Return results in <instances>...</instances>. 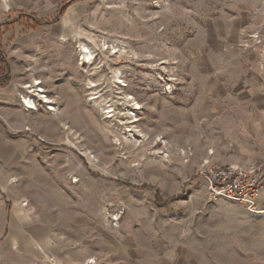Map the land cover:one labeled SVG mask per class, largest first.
Returning <instances> with one entry per match:
<instances>
[{"label": "rangeland", "instance_id": "1", "mask_svg": "<svg viewBox=\"0 0 264 264\" xmlns=\"http://www.w3.org/2000/svg\"><path fill=\"white\" fill-rule=\"evenodd\" d=\"M39 1V20L62 2ZM263 11L264 0H76L55 24L22 17L58 106L24 129L0 123V247L14 238L18 262L60 264L44 246L56 228L111 229L136 242L191 236L199 264H264V187L249 208L210 199L197 175L264 161L240 149L242 118L263 115L251 103L264 98Z\"/></svg>", "mask_w": 264, "mask_h": 264}, {"label": "crops", "instance_id": "2", "mask_svg": "<svg viewBox=\"0 0 264 264\" xmlns=\"http://www.w3.org/2000/svg\"><path fill=\"white\" fill-rule=\"evenodd\" d=\"M48 1L40 0L38 5L36 3L35 7L41 9L43 5H47ZM64 1L66 0H62L52 16L39 20L31 13L33 0H0V48L1 59L3 60L2 64H0V123L1 125L4 123L3 125H5L8 131L29 127L31 125V118L36 111L40 110L50 113L43 105L37 110H25L22 107L20 94L23 92L22 86L25 83L31 82L33 79H40L52 102L58 106V91L55 89L56 81L54 80V75L41 62L38 66H33L32 60L34 55L37 56V54L28 51V37L20 35L19 29L22 22L21 18L25 15H28L37 26L57 23L66 10L56 21L51 20L56 16L60 5ZM45 10L44 8L42 12ZM36 43H39V41L37 40ZM258 56L264 59V52H261ZM262 85L264 86V84ZM246 91L248 92V90ZM252 100L251 103L256 102L259 104L262 110H259L261 111L259 113L263 115L260 116L257 114L258 111L253 110L252 113L254 114L247 111L248 115L242 118L240 127L244 144L240 145V149L243 155L259 157L261 154H264V98ZM55 111H51V113ZM255 159L258 158L248 159V163L252 164L256 162ZM10 168L11 166H9ZM225 200L227 198H222V201ZM59 229L56 228L57 232H55L56 236H58L56 242L53 244L47 238L44 245L48 254L56 259H53L56 263L199 264L197 255L194 253L195 248L191 244V236L180 237L179 239L170 238L163 241L160 238L151 240L148 237H144L140 239V242H136L135 238L137 240L139 238L134 234L132 236L130 234L121 236V234L117 233L114 234L117 236L114 238L113 230L111 229H108V232L103 231L94 234V237L85 234L83 236L80 235L78 238H76L75 232H70V234L67 229H63L62 231ZM200 234L199 257H202L203 252L204 254L208 252L209 243L206 237L203 238V233L201 232ZM126 241L129 243H126ZM16 247L14 238H12V243L8 244V249L0 247V264H4L5 262L7 264H22L18 262ZM49 261L52 262V260L48 259L36 261L34 256H29L25 260V264H49Z\"/></svg>", "mask_w": 264, "mask_h": 264}, {"label": "built area", "instance_id": "3", "mask_svg": "<svg viewBox=\"0 0 264 264\" xmlns=\"http://www.w3.org/2000/svg\"><path fill=\"white\" fill-rule=\"evenodd\" d=\"M22 89L20 102L25 110H37L41 105L50 112L57 109L40 79L25 83ZM197 175L210 199L227 198L251 208L264 187V161L247 166L211 165Z\"/></svg>", "mask_w": 264, "mask_h": 264}, {"label": "trees", "instance_id": "4", "mask_svg": "<svg viewBox=\"0 0 264 264\" xmlns=\"http://www.w3.org/2000/svg\"><path fill=\"white\" fill-rule=\"evenodd\" d=\"M71 1H74V0H66V1H64L61 5H60V7H59V9H58V11H57V13H56V16L51 20V21H56V19L58 18V17H60L63 13H64V11L66 10V8L69 6V4L71 3ZM33 17V16H32ZM33 19H34V17H33ZM38 23H41V22H38ZM2 59H1V48H0V64H2Z\"/></svg>", "mask_w": 264, "mask_h": 264}, {"label": "bare ground", "instance_id": "5", "mask_svg": "<svg viewBox=\"0 0 264 264\" xmlns=\"http://www.w3.org/2000/svg\"><path fill=\"white\" fill-rule=\"evenodd\" d=\"M82 52L84 53V54L81 56V59H83V62H84V63H88V62H90L91 54L89 53V50L86 49V48H83Z\"/></svg>", "mask_w": 264, "mask_h": 264}]
</instances>
